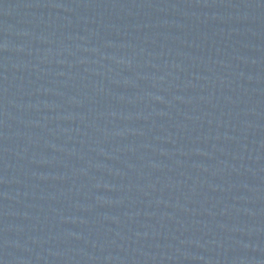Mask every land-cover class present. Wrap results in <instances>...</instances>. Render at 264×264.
I'll return each instance as SVG.
<instances>
[{
  "label": "water",
  "instance_id": "1",
  "mask_svg": "<svg viewBox=\"0 0 264 264\" xmlns=\"http://www.w3.org/2000/svg\"><path fill=\"white\" fill-rule=\"evenodd\" d=\"M0 264H264V0H0Z\"/></svg>",
  "mask_w": 264,
  "mask_h": 264
}]
</instances>
